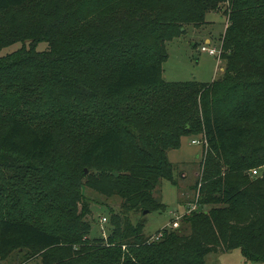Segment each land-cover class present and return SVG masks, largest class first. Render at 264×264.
I'll return each mask as SVG.
<instances>
[{
  "label": "trees",
  "instance_id": "trees-1",
  "mask_svg": "<svg viewBox=\"0 0 264 264\" xmlns=\"http://www.w3.org/2000/svg\"><path fill=\"white\" fill-rule=\"evenodd\" d=\"M209 12L226 18L224 74L167 81L166 43ZM25 41L0 56V259L206 264L237 248L264 264V0H0V51ZM199 134V208L150 240L130 214L165 209L167 151ZM84 188L120 199L107 242Z\"/></svg>",
  "mask_w": 264,
  "mask_h": 264
},
{
  "label": "rangeland",
  "instance_id": "rangeland-1",
  "mask_svg": "<svg viewBox=\"0 0 264 264\" xmlns=\"http://www.w3.org/2000/svg\"><path fill=\"white\" fill-rule=\"evenodd\" d=\"M225 28L226 18L221 12H209L206 15V23L199 26L187 25L184 34L166 43L167 58L162 63L164 78L171 82L195 80L200 83H209L214 78L222 77L226 62L216 55L203 51L201 48L202 46L219 48L221 45L220 37L224 33ZM206 37L210 39V42L205 40ZM23 47H29V41H25V43L16 42L2 48L0 56L18 51ZM46 48L47 44L43 42H40L36 46V50L38 51L45 50ZM200 137L203 136L201 134L183 136L178 149L167 151L168 159L174 166L173 172L176 183L174 184L170 180H161L154 191V196L165 206V209L154 210L144 213V215L141 213L130 214L133 223L142 218L144 224L143 231L146 236L155 235L163 226L170 223L173 218L171 212L177 209L176 206H179L178 201L181 205H187L193 199L194 189L192 186L203 170L204 161L208 153L207 145L192 143L193 139H199ZM66 140L69 142L71 148H74L72 137L66 135ZM63 148L61 152H58V159L67 152V147ZM83 190L87 199H90L91 202V213L86 217V220L91 225L90 237H103L105 242H107L106 238L111 229L109 221L110 210L114 212L119 211L120 199L117 196L106 198L88 188H84ZM102 217L107 218L105 223L100 222ZM189 229L188 224H183L177 233L186 234L190 231ZM122 249L125 250L126 246H122ZM205 263L261 264L245 262L240 250L237 248L227 251L210 252L205 256ZM0 264H41V262L39 258L24 261L19 252L13 251L7 258L0 259Z\"/></svg>",
  "mask_w": 264,
  "mask_h": 264
},
{
  "label": "built area",
  "instance_id": "built-area-1",
  "mask_svg": "<svg viewBox=\"0 0 264 264\" xmlns=\"http://www.w3.org/2000/svg\"><path fill=\"white\" fill-rule=\"evenodd\" d=\"M203 51H207L209 54L211 55H216L218 57H220V48H216V47H210V48H207L205 46H202L201 48ZM192 143L193 144H205L206 145V142H205V139L204 137H200L199 139H193L192 140ZM257 173V170L256 169H253L252 170V174H256ZM193 199L187 203V206L185 209H182V210H178V209H175V210H172L171 214L173 215V218L171 219L170 223L168 225H166L167 228L169 229H174V228H177L180 224V221L182 219V217L186 214H189L190 212L192 211H195L199 208V187L198 189H196L193 193ZM107 221V218L106 217H102L100 219V222L101 223H105ZM162 235V232L159 231L157 232L155 235H151L150 237V240L152 239H159Z\"/></svg>",
  "mask_w": 264,
  "mask_h": 264
},
{
  "label": "crops",
  "instance_id": "crops-1",
  "mask_svg": "<svg viewBox=\"0 0 264 264\" xmlns=\"http://www.w3.org/2000/svg\"><path fill=\"white\" fill-rule=\"evenodd\" d=\"M205 40H206L207 42H210V39L207 38V37L205 38ZM214 79H215V78H214ZM214 79H213V80H214ZM178 203H179V206H176V208H177L178 210H179V209H180V210H181V209H185L186 206H187L186 204H185V205H181L179 201H178Z\"/></svg>",
  "mask_w": 264,
  "mask_h": 264
},
{
  "label": "water",
  "instance_id": "water-1",
  "mask_svg": "<svg viewBox=\"0 0 264 264\" xmlns=\"http://www.w3.org/2000/svg\"><path fill=\"white\" fill-rule=\"evenodd\" d=\"M144 213H147L146 211Z\"/></svg>",
  "mask_w": 264,
  "mask_h": 264
}]
</instances>
